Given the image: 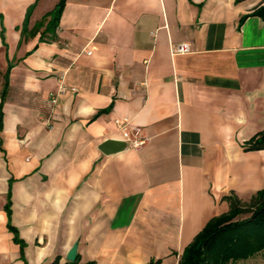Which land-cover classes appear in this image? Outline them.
<instances>
[{"label": "crops", "instance_id": "1", "mask_svg": "<svg viewBox=\"0 0 264 264\" xmlns=\"http://www.w3.org/2000/svg\"><path fill=\"white\" fill-rule=\"evenodd\" d=\"M58 2L0 0V264H178L264 188V0Z\"/></svg>", "mask_w": 264, "mask_h": 264}, {"label": "trees", "instance_id": "2", "mask_svg": "<svg viewBox=\"0 0 264 264\" xmlns=\"http://www.w3.org/2000/svg\"><path fill=\"white\" fill-rule=\"evenodd\" d=\"M64 2L65 0H59L57 4L56 19L61 14ZM248 15L264 18V5L256 7ZM246 16H242L240 23ZM242 146L245 151L264 149V131L257 133ZM7 199L5 210L9 220L10 190L7 193ZM225 200L229 205L228 211L209 219L205 227L183 249L178 264H237L264 253V188L253 194L248 201H242L234 193L226 196ZM244 214L248 216L242 218ZM7 227L13 233V241L19 244L22 255L24 241L19 239L17 230L9 222ZM57 262L56 258L50 264H57ZM158 262L159 260H150L146 264H158ZM66 264L78 263L75 260Z\"/></svg>", "mask_w": 264, "mask_h": 264}, {"label": "built area", "instance_id": "3", "mask_svg": "<svg viewBox=\"0 0 264 264\" xmlns=\"http://www.w3.org/2000/svg\"><path fill=\"white\" fill-rule=\"evenodd\" d=\"M172 54L174 55H185L186 53L191 52L190 48L188 46V44H180V45H175L172 46L171 48ZM85 54H90L91 52L89 50L82 51ZM63 79V75H60L59 77V88L57 90V92L55 94H50V101L51 103H55L57 101V96L60 94L65 93L68 88L66 87V85L63 83L62 81ZM71 91H75L76 88H71ZM115 124L117 125V127H119V129L121 130V132L124 134L127 143L129 144V146L133 149H139L141 148L143 145H145L146 141H147V137H144L142 134V130L140 127L138 126H130L127 121L123 120H115Z\"/></svg>", "mask_w": 264, "mask_h": 264}, {"label": "water", "instance_id": "4", "mask_svg": "<svg viewBox=\"0 0 264 264\" xmlns=\"http://www.w3.org/2000/svg\"><path fill=\"white\" fill-rule=\"evenodd\" d=\"M122 145H124V143L122 141H113V140H108L104 143L103 147L106 149H118L120 148ZM103 151V150H102ZM113 151V150H112ZM115 151V150H114ZM104 153V151H103ZM77 247L78 244L74 243L72 245V247L68 250L67 255H66V259L69 262H74L76 260V256H77Z\"/></svg>", "mask_w": 264, "mask_h": 264}, {"label": "rangeland", "instance_id": "5", "mask_svg": "<svg viewBox=\"0 0 264 264\" xmlns=\"http://www.w3.org/2000/svg\"><path fill=\"white\" fill-rule=\"evenodd\" d=\"M248 214H244L242 218L247 217ZM237 264H264V253L251 258L248 261H240Z\"/></svg>", "mask_w": 264, "mask_h": 264}]
</instances>
